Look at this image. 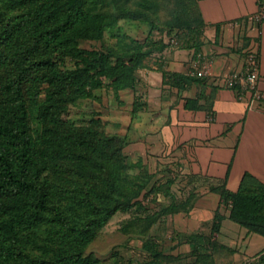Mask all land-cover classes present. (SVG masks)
Here are the masks:
<instances>
[{
    "label": "trees",
    "instance_id": "16d2710c",
    "mask_svg": "<svg viewBox=\"0 0 264 264\" xmlns=\"http://www.w3.org/2000/svg\"><path fill=\"white\" fill-rule=\"evenodd\" d=\"M198 1L175 0L172 19L163 25L167 34L184 33L180 49L200 46ZM130 2L0 0V264H95L86 250L99 232L159 188L150 185L154 176L141 161L126 160V136L108 133L100 115L81 122L71 117L95 90L109 89L115 97L134 90L151 41L128 39L118 22L153 25L149 13L156 15L160 5L140 0L131 9ZM257 6L264 8V0ZM106 32L115 38L113 46L83 47ZM162 75L177 91L203 83L164 70ZM184 100V109L199 108L200 93ZM140 104L133 101L131 114L142 110ZM213 191L229 208L230 221L264 238V185L244 177L234 193ZM154 220L143 221L139 232ZM215 221L218 211L212 232ZM143 247L150 256L143 264H164L150 238ZM255 264H264V253Z\"/></svg>",
    "mask_w": 264,
    "mask_h": 264
},
{
    "label": "crops",
    "instance_id": "0c3cea01",
    "mask_svg": "<svg viewBox=\"0 0 264 264\" xmlns=\"http://www.w3.org/2000/svg\"><path fill=\"white\" fill-rule=\"evenodd\" d=\"M257 1L199 0L200 46L175 52L162 67L203 83L183 92L170 88L169 97L156 111L131 114L130 110L120 133L128 141L123 150L128 162L141 161L149 170L161 164L167 165L163 169L170 165L178 169L165 192L183 181L186 197L178 201L169 194L172 204L161 209L174 218L168 252L160 250L166 242L162 238H137L142 245L150 238L161 256L182 259L183 264H255L264 253V238L230 221L229 208L220 206V196L213 191L223 188L234 193L244 177L264 185V99L248 108L250 95L235 94L223 82L227 75L243 73L246 56L254 50L256 88L264 94V22L248 24V18L261 9ZM234 22L239 24L231 26ZM197 93L199 108L184 109V99H194ZM149 173L155 178V173ZM216 211L218 228L212 232Z\"/></svg>",
    "mask_w": 264,
    "mask_h": 264
},
{
    "label": "rangeland",
    "instance_id": "374dc122",
    "mask_svg": "<svg viewBox=\"0 0 264 264\" xmlns=\"http://www.w3.org/2000/svg\"><path fill=\"white\" fill-rule=\"evenodd\" d=\"M139 1L132 0L127 6L136 9V3ZM156 1L160 5V11L156 15L149 11L151 13H149V19L153 21V25L147 23L148 21L146 23L126 20L118 22L122 34L128 39H134L138 43H143L146 38L151 41L150 53L143 61L144 66L137 71V83L134 90L121 91L118 93V97H115L113 91L106 88L95 90L93 97L78 102L77 107L72 111L71 117L74 121H84L89 119L91 113H97L102 120L108 123V133L120 134L123 132L130 115L133 101L141 103L142 110H139V112H144L146 110L156 111L161 107L162 101L167 100L171 89L168 82L163 78L162 70L165 71V69L162 66L163 63L167 64L172 59L175 52L181 50L179 46L182 43L184 33L179 34V32L173 30L171 34H167L163 26L165 22L172 19L175 0ZM176 1L177 3H183L188 0ZM184 15L183 18H185ZM114 44L115 38H112L111 34L106 32L100 41L86 43L83 47L100 50ZM160 48L163 49L160 50ZM71 66L70 62L66 63L67 68ZM180 91L183 92L184 90ZM144 166L148 172L155 173V178L152 179L150 185L160 184L159 188L155 193L144 197L139 205L129 211L117 213L99 232L86 250V256L95 264L146 263L150 260L149 252L143 247L141 240L137 238L138 236L152 235L156 239L166 240V242L160 244V250L161 252H168L170 244L167 243V238L174 234L173 228L171 230V223H173L174 218L163 215L161 209L172 204L170 195H174L178 201H183L187 194L186 192L183 193L185 190L183 189L185 187L184 182L177 181L169 190V195L165 192L167 181H170L173 174L177 175L179 173L178 169L173 165L163 169L165 166L167 167L163 164H161V167H151L150 170L147 168L148 164ZM135 172L137 171L131 173ZM152 215H158L154 225L152 224L144 234L139 232L144 224L143 221L151 218ZM132 221L135 223L128 227V222ZM160 260L164 264L185 263L182 259L172 260L168 256H161ZM217 262L219 264V261ZM206 263L207 261L204 264Z\"/></svg>",
    "mask_w": 264,
    "mask_h": 264
},
{
    "label": "built area",
    "instance_id": "2783aa9c",
    "mask_svg": "<svg viewBox=\"0 0 264 264\" xmlns=\"http://www.w3.org/2000/svg\"><path fill=\"white\" fill-rule=\"evenodd\" d=\"M264 18V8L248 18V24H259ZM239 23L234 22L231 26H237ZM173 42V41H172ZM258 81L257 54L254 50L248 52L245 59V69L243 73H232L223 78V82L230 88L237 87L239 94L247 92L250 95L248 108H252L255 103L264 99V94L256 88Z\"/></svg>",
    "mask_w": 264,
    "mask_h": 264
}]
</instances>
